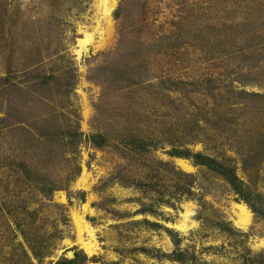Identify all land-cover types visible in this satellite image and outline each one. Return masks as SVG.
Returning a JSON list of instances; mask_svg holds the SVG:
<instances>
[{
    "label": "rangeland",
    "instance_id": "374dc122",
    "mask_svg": "<svg viewBox=\"0 0 264 264\" xmlns=\"http://www.w3.org/2000/svg\"><path fill=\"white\" fill-rule=\"evenodd\" d=\"M107 4L0 0V264H264V0Z\"/></svg>",
    "mask_w": 264,
    "mask_h": 264
},
{
    "label": "trees",
    "instance_id": "16d2710c",
    "mask_svg": "<svg viewBox=\"0 0 264 264\" xmlns=\"http://www.w3.org/2000/svg\"><path fill=\"white\" fill-rule=\"evenodd\" d=\"M94 138H95V136H94ZM123 142H125V141H123ZM126 143V142H125ZM148 144H146V143H143V142H140V143H137L136 144V146H139L140 148H144V147H146ZM97 146H98V144H97ZM183 152H189V149H185V151H178V150H176V149H173L172 150V154L171 155H175V156H183L185 153H183ZM187 154V153H186ZM194 155H195V158L197 159V163H199V164H207V165H209L210 166V164H212L213 166H214V164H213V159L210 157V156H206V155H203V154H199V153H194ZM212 162V163H211ZM216 164H218V163H216ZM221 167V170L223 169V166H220ZM220 172V171H219ZM225 172H227V169H223L222 171H221V173H225ZM230 175H232V173H231V171L230 172H228V175H227V178L229 179L230 178ZM230 180V179H229ZM231 182H232V179H231ZM23 235H24V230H23ZM26 238H27V241H29L30 239H28V236H27V234H26ZM32 253H33V255L36 257V258H38L39 256H40V253H37L36 251H34V249L32 248ZM86 259H88L87 258V256H86V254H79V252H75L74 253V257L73 258H71V259H66L65 257H62V258H59L54 264H79L80 262V260L81 261H86Z\"/></svg>",
    "mask_w": 264,
    "mask_h": 264
},
{
    "label": "bare ground",
    "instance_id": "6f19581e",
    "mask_svg": "<svg viewBox=\"0 0 264 264\" xmlns=\"http://www.w3.org/2000/svg\"><path fill=\"white\" fill-rule=\"evenodd\" d=\"M108 0H101V4H102V6H103V12L104 13H107L108 12V9H107V6H108ZM86 38H89L88 37V35L86 36ZM87 41V39L86 40H80V42H79V44H80V46H81V49H83L84 48V45L86 44L85 42ZM80 51V49L78 50V52ZM180 162V165L183 167V168H187L188 169V166H186V164H185V162H183V161H179ZM238 216H239V218H238V221H237V223H240V224H245L246 222H247V220H248V210L246 209V207L243 205V204H238ZM78 219V218H77ZM76 219V220H77ZM82 219V218H81ZM83 221V220H82ZM82 224V223H81ZM77 226V225H76ZM80 226V225H79ZM82 226V228H84V230L85 229H87V232H88V234L89 235H92L91 234V230L89 229V228H86L87 227V225L86 224H82L81 225ZM245 226V225H244ZM179 228V227H178ZM83 242V241H82ZM81 243V242H80ZM84 247H85V249L87 250V251H89L90 249V247H89V244L88 243H84ZM88 253V252H87Z\"/></svg>",
    "mask_w": 264,
    "mask_h": 264
}]
</instances>
